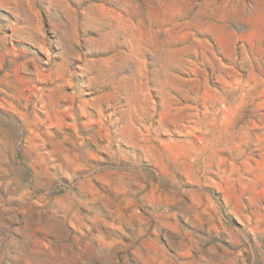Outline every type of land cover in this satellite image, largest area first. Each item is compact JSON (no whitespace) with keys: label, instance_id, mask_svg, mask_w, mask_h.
<instances>
[{"label":"rangeland","instance_id":"rangeland-1","mask_svg":"<svg viewBox=\"0 0 264 264\" xmlns=\"http://www.w3.org/2000/svg\"><path fill=\"white\" fill-rule=\"evenodd\" d=\"M0 264H264V0H0Z\"/></svg>","mask_w":264,"mask_h":264}]
</instances>
